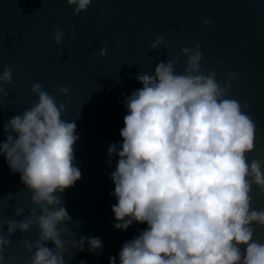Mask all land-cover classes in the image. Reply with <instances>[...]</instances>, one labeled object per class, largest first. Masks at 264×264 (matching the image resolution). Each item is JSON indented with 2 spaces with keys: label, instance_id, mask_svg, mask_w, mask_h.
<instances>
[{
  "label": "clouds",
  "instance_id": "9594fccd",
  "mask_svg": "<svg viewBox=\"0 0 264 264\" xmlns=\"http://www.w3.org/2000/svg\"><path fill=\"white\" fill-rule=\"evenodd\" d=\"M90 3L66 0L73 15ZM63 37L54 27L53 43L60 45ZM162 44L167 42L157 35L150 50ZM98 55H105L104 47ZM180 55L186 58L183 72L167 60L156 63L151 74L136 75L141 87L123 101L121 141L107 147L109 167L116 156L109 174L116 200L112 227L123 232L134 223L146 225L109 264H264V242L254 239L253 227L264 228V208L250 206L253 187L264 196V158L246 159L254 148L255 125L247 104L227 95L238 77L228 73L221 85L214 71L205 74L199 45ZM12 75L7 65L0 70V102ZM30 92L35 102L4 125L0 155L19 174L32 207L27 214L16 207L20 219L0 222V250L10 245L12 234L34 227L36 240L23 242L29 264H65L64 226L72 217L60 194L81 175L74 163L76 124L63 119L67 99H57L68 97L70 88L62 85L52 93L34 82ZM71 247L99 256L103 243L98 236L80 235ZM0 264H6L2 255Z\"/></svg>",
  "mask_w": 264,
  "mask_h": 264
},
{
  "label": "water",
  "instance_id": "95a60500",
  "mask_svg": "<svg viewBox=\"0 0 264 264\" xmlns=\"http://www.w3.org/2000/svg\"><path fill=\"white\" fill-rule=\"evenodd\" d=\"M205 19L211 24L205 25ZM56 26L64 32L60 45L52 39ZM157 35L167 44L150 50ZM196 45L205 74L214 71L221 85L228 73L238 77L227 95L247 104L245 111L255 125L254 148L246 159L264 158V0H91L76 15L66 0H0V70L7 65L13 72L4 86L8 96L0 102V141L5 123L35 102L32 83L52 93L62 85L70 88L68 97L57 99H67L63 119L76 124L74 163L81 175L60 194L72 217L64 226L65 264H109L121 245L146 226L134 223L123 232L112 227L116 200L110 195L114 185L109 174L116 156L109 167L107 147L121 141L123 101L141 87L136 75L151 74L156 63L167 60L183 72L186 58L180 51ZM101 47L103 57L98 55ZM251 196L252 208H264L258 189L253 187ZM16 207L27 214L30 194L0 155V222L20 219L14 216ZM253 227L254 239L264 242V228ZM80 235L100 237L102 253L97 256L87 248L76 252L71 240ZM36 237L34 227L12 234L10 245L0 250L6 264H29L23 242Z\"/></svg>",
  "mask_w": 264,
  "mask_h": 264
}]
</instances>
